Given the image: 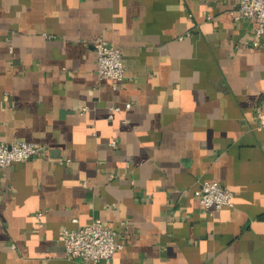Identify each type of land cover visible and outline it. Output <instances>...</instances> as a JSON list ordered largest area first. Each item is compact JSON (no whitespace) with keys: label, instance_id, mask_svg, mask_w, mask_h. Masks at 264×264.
Here are the masks:
<instances>
[{"label":"crops","instance_id":"crops-1","mask_svg":"<svg viewBox=\"0 0 264 264\" xmlns=\"http://www.w3.org/2000/svg\"><path fill=\"white\" fill-rule=\"evenodd\" d=\"M235 5L0 0V141L46 150L0 168V264H264V36ZM98 36L120 83L97 77ZM200 180L233 206L206 212ZM93 218L122 247L66 258L60 229Z\"/></svg>","mask_w":264,"mask_h":264},{"label":"built area","instance_id":"built-area-1","mask_svg":"<svg viewBox=\"0 0 264 264\" xmlns=\"http://www.w3.org/2000/svg\"><path fill=\"white\" fill-rule=\"evenodd\" d=\"M230 13L234 20L248 19L253 22L249 44L252 47L259 46L264 36V0H236V5ZM185 35L189 36L190 31H186L179 38ZM92 48L96 56L98 79L110 80L114 84L122 82L124 65L120 48L100 36L92 40ZM130 105V102H125L122 107L128 109ZM120 108L119 105L111 106L109 117ZM262 125L264 126V123ZM108 144L113 147L116 142L111 140ZM45 155L46 150L39 143L19 140L0 141V168L29 158H42ZM196 193L199 203L206 212L212 213L223 207L233 206L232 191L216 180L198 181ZM34 216L37 226H41V212H36ZM117 235V231L105 226L100 218H93L88 224L77 228L62 227L60 229L64 256L83 262L108 261L111 255L122 247Z\"/></svg>","mask_w":264,"mask_h":264}]
</instances>
